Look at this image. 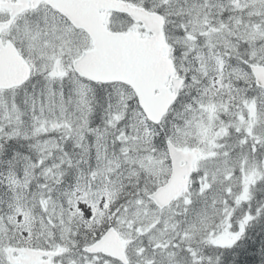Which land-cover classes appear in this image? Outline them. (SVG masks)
Returning a JSON list of instances; mask_svg holds the SVG:
<instances>
[{"label": "snow or ice", "instance_id": "obj_1", "mask_svg": "<svg viewBox=\"0 0 264 264\" xmlns=\"http://www.w3.org/2000/svg\"><path fill=\"white\" fill-rule=\"evenodd\" d=\"M0 264H264V0H0Z\"/></svg>", "mask_w": 264, "mask_h": 264}]
</instances>
